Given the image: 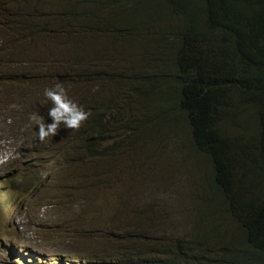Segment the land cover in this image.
Returning <instances> with one entry per match:
<instances>
[{
    "label": "trees",
    "instance_id": "1",
    "mask_svg": "<svg viewBox=\"0 0 264 264\" xmlns=\"http://www.w3.org/2000/svg\"><path fill=\"white\" fill-rule=\"evenodd\" d=\"M43 7L55 9L48 13ZM0 27L10 37L8 44L15 36L26 46L34 44L33 53L39 52L40 42H49L47 48L54 49L65 68L60 78L66 86L111 80L120 88L125 82L140 85L128 119L121 110L117 114L127 108L119 98L105 102L94 93L72 94L92 109L75 135L88 160L113 158L124 146L135 148L137 138L120 148L117 141L110 143L118 136L121 141L143 133L147 141L182 133V126L183 136L189 134L191 145L209 159L205 210L182 200V185L166 174L170 180L159 189L177 199L179 217L161 215L159 202L168 200L157 198L154 221L171 224L162 236H132L105 260L87 256L74 263L264 264V0H0ZM87 35L90 50L103 38L91 51L94 61L85 54ZM75 38L79 49L71 43ZM126 40L136 45L131 68L141 69L130 74L123 73L130 67L114 51ZM63 51L67 63L81 68L71 70L74 75L62 61ZM26 62L30 72H37V60ZM43 80L40 76L33 85ZM43 103H48L45 98ZM44 106L40 113L47 115L50 103ZM76 143L71 138L65 144ZM182 220L189 225L182 228ZM2 251V264H15L11 257L29 262L30 255L10 242Z\"/></svg>",
    "mask_w": 264,
    "mask_h": 264
},
{
    "label": "rangeland",
    "instance_id": "2",
    "mask_svg": "<svg viewBox=\"0 0 264 264\" xmlns=\"http://www.w3.org/2000/svg\"><path fill=\"white\" fill-rule=\"evenodd\" d=\"M43 8L48 13L55 9ZM14 38L8 44L10 37L0 30V44L4 45L0 50V264L6 258L2 249L7 240L30 255L28 263L11 257L10 261L15 264H80L74 262L84 261L87 256L105 260L106 255L123 249L122 245L132 236L149 234L155 240L154 235L162 236L164 228L171 226L154 221L152 206L156 200H168V204L159 202L161 215L179 217L177 199L164 196V190L159 189L172 176L177 177L175 183L182 185V200L189 199L193 209H206L210 196L205 195L210 179L209 159L204 151L195 150L189 134L183 136L184 126L182 133L165 134L156 139L149 136L146 140L150 142L144 140L143 133L125 136L121 141L122 135L118 136L110 143L117 141L114 145L120 148L137 138L135 148L124 146L113 158L92 161L76 137L85 124L79 130L69 129L72 134L62 129L44 143L35 140L37 129L29 117L47 108L41 104L43 89L62 82L60 72L65 68L59 62L60 57L54 56V49L47 48L49 42H40L39 52L33 53L34 44L27 43V47ZM89 41L87 35L85 54L94 61L91 51L102 45L103 38H99V44L95 40L91 50ZM71 43L79 49L77 38ZM135 49L132 40H126L120 51L118 47L114 49L124 57L121 63L130 67L123 73L141 70L131 68L135 65ZM67 54L63 51L61 58L67 71L74 75L71 70L77 73L81 68L71 65L73 62L67 63L70 60ZM72 55L76 57L77 52ZM26 60H37V72L27 69ZM40 76L45 80L40 86L33 85ZM98 83L100 90L94 94L105 102L108 98L121 99L122 106L127 108L118 109L117 114L121 110L128 119L130 99L138 95L140 85L125 82L120 88L112 80L107 85L105 81ZM68 85L71 94L93 93L90 86L72 82ZM41 115L50 119L45 113ZM113 124L115 127L116 121ZM71 138H76L77 143L69 148L65 143ZM59 150L63 152L61 155ZM109 170L110 173L106 172ZM166 174L170 175L169 179ZM91 175L92 181H86ZM206 197L208 200H204ZM215 203L218 206L219 200ZM132 205L134 210H130ZM187 220H182V228L189 225Z\"/></svg>",
    "mask_w": 264,
    "mask_h": 264
},
{
    "label": "clouds",
    "instance_id": "3",
    "mask_svg": "<svg viewBox=\"0 0 264 264\" xmlns=\"http://www.w3.org/2000/svg\"><path fill=\"white\" fill-rule=\"evenodd\" d=\"M99 90V83L93 85L91 88L93 93ZM43 97L46 102H50V107L47 112V117L50 119H46L38 111L33 112L29 117L37 129V135L34 139L40 143L46 142L49 138H54L62 129L79 130L92 116V109L74 97L71 94V86H66L63 82H56L51 86L44 87ZM133 99L131 98L130 101ZM41 104L49 105L43 102ZM6 242L14 244L10 240Z\"/></svg>",
    "mask_w": 264,
    "mask_h": 264
}]
</instances>
